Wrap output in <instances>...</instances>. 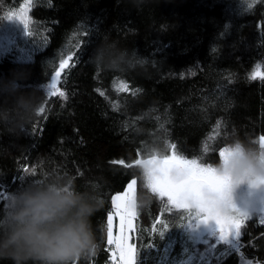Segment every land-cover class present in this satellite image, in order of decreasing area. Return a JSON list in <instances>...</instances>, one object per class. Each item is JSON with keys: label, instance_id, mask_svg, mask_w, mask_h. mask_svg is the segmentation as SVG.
Returning a JSON list of instances; mask_svg holds the SVG:
<instances>
[{"label": "trees", "instance_id": "trees-1", "mask_svg": "<svg viewBox=\"0 0 264 264\" xmlns=\"http://www.w3.org/2000/svg\"><path fill=\"white\" fill-rule=\"evenodd\" d=\"M14 75L41 102L16 134L0 127V209L50 173L91 184L99 247L73 264H110L113 196L135 180V198L154 197L136 208L135 262L187 264L185 218L151 190L143 162L175 155L215 168L235 138L262 151L264 0H0V79ZM260 217L250 211L229 251L217 256L219 243L191 264H264Z\"/></svg>", "mask_w": 264, "mask_h": 264}, {"label": "clouds", "instance_id": "clouds-1", "mask_svg": "<svg viewBox=\"0 0 264 264\" xmlns=\"http://www.w3.org/2000/svg\"><path fill=\"white\" fill-rule=\"evenodd\" d=\"M127 54V49H121ZM103 66V64H102ZM123 66V65H120ZM108 71H118L111 61ZM19 78L0 79V127L16 134L37 115L39 102L21 91ZM11 101L8 103L7 101ZM215 170L228 176L230 201L222 210H231V192L241 183L253 187L264 178V154L252 142L233 139L224 159H218ZM154 199L141 190L135 202ZM102 206L100 193L91 184L79 188L67 175L50 173L46 179L32 180L10 195L7 207L0 209V260L11 264H73L78 258L94 254L99 243L91 218Z\"/></svg>", "mask_w": 264, "mask_h": 264}, {"label": "snow or ice", "instance_id": "snow-or-ice-1", "mask_svg": "<svg viewBox=\"0 0 264 264\" xmlns=\"http://www.w3.org/2000/svg\"><path fill=\"white\" fill-rule=\"evenodd\" d=\"M56 75L59 76V73ZM55 83L56 77H53L50 87L54 88ZM260 144L264 154V137ZM226 153L227 149L220 152L221 159L225 158ZM147 163L149 184L161 197L166 196L173 205L190 214L194 213L200 223L214 221L222 240L229 234L239 236L237 216L247 218L249 212L234 204H231L230 211L222 210V205L230 201L231 181L228 176L219 175L214 168L202 167L195 160L178 159L175 155L160 161L149 159ZM253 183L264 184V178ZM112 204L113 212L119 220L118 232L114 234L113 214L107 217V240L113 246V255L116 257L112 264H135L134 246L129 243V233L133 231V220L137 215L135 196L131 193L115 196Z\"/></svg>", "mask_w": 264, "mask_h": 264}, {"label": "rangeland", "instance_id": "rangeland-1", "mask_svg": "<svg viewBox=\"0 0 264 264\" xmlns=\"http://www.w3.org/2000/svg\"><path fill=\"white\" fill-rule=\"evenodd\" d=\"M26 47V46H25ZM148 160L143 162L146 171L148 168ZM215 169V168H214ZM151 190L158 194V192L154 191L151 187ZM125 193H131L135 196V180L129 181V183L126 185L125 190L122 193L116 194L118 195H124ZM159 195V194H158ZM113 196V198L115 197ZM160 196V195H159ZM168 203L167 210H171L174 208L176 211L181 212L183 218H185L183 227L186 231V234L188 236V240H190L193 243L194 251L192 254L188 255L187 258H185L184 261L187 262V264H191V262L196 259V256H198V259L206 260L205 262H208V259L204 258V253L209 257L212 252L214 253V250L217 248L219 243H224L227 246V249L225 251L217 252V256L222 255L223 253L229 251L235 244L238 243L241 235V229H242V222L245 220V218H240L237 216V222L240 224L239 228V236H235L234 234H229L225 239H221L219 233L216 231V226L214 221H209L207 223H200L199 220L196 219L195 214H190L188 211L184 210L183 208L173 205L170 201H168L167 197H164ZM231 199L233 204L242 209L249 212L250 211H258L260 214V219L264 220V186L259 187H253L249 185L248 183H241L240 185L233 188L231 192ZM111 213L113 214V218H115V214L113 212V209L111 210ZM118 222V217H116ZM116 230L113 232L116 234L118 232V223H116ZM129 238H131V232L129 233ZM130 243V239H129ZM110 251L112 253L111 257V263L116 259V257L113 255V246H111ZM137 264V262H135ZM185 264V263H184Z\"/></svg>", "mask_w": 264, "mask_h": 264}, {"label": "built area", "instance_id": "built-area-1", "mask_svg": "<svg viewBox=\"0 0 264 264\" xmlns=\"http://www.w3.org/2000/svg\"><path fill=\"white\" fill-rule=\"evenodd\" d=\"M133 223H134V220H133ZM107 247L110 248L111 246L109 244H107Z\"/></svg>", "mask_w": 264, "mask_h": 264}, {"label": "water", "instance_id": "water-1", "mask_svg": "<svg viewBox=\"0 0 264 264\" xmlns=\"http://www.w3.org/2000/svg\"><path fill=\"white\" fill-rule=\"evenodd\" d=\"M158 161H160V160H158Z\"/></svg>", "mask_w": 264, "mask_h": 264}, {"label": "bare ground", "instance_id": "bare-ground-1", "mask_svg": "<svg viewBox=\"0 0 264 264\" xmlns=\"http://www.w3.org/2000/svg\"><path fill=\"white\" fill-rule=\"evenodd\" d=\"M108 244V243H107Z\"/></svg>", "mask_w": 264, "mask_h": 264}]
</instances>
